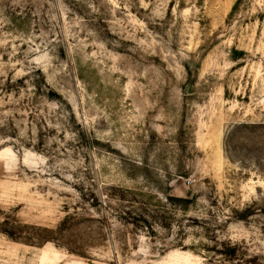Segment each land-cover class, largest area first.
Returning <instances> with one entry per match:
<instances>
[{"label": "rangeland", "instance_id": "1", "mask_svg": "<svg viewBox=\"0 0 264 264\" xmlns=\"http://www.w3.org/2000/svg\"><path fill=\"white\" fill-rule=\"evenodd\" d=\"M0 264H264V0H0Z\"/></svg>", "mask_w": 264, "mask_h": 264}]
</instances>
